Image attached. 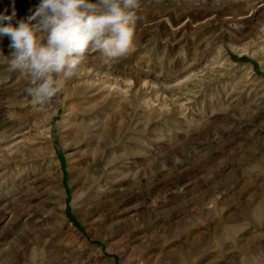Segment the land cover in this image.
Here are the masks:
<instances>
[{
  "label": "rangeland",
  "instance_id": "1",
  "mask_svg": "<svg viewBox=\"0 0 264 264\" xmlns=\"http://www.w3.org/2000/svg\"><path fill=\"white\" fill-rule=\"evenodd\" d=\"M136 16L129 54L87 53L43 106L0 39V264H264V0H142Z\"/></svg>",
  "mask_w": 264,
  "mask_h": 264
},
{
  "label": "clouds",
  "instance_id": "2",
  "mask_svg": "<svg viewBox=\"0 0 264 264\" xmlns=\"http://www.w3.org/2000/svg\"><path fill=\"white\" fill-rule=\"evenodd\" d=\"M141 6L142 0H41L16 23L15 9L0 13V39L10 41L9 68L27 77L28 94L46 105L77 74L87 53L109 60L129 54Z\"/></svg>",
  "mask_w": 264,
  "mask_h": 264
},
{
  "label": "bare ground",
  "instance_id": "3",
  "mask_svg": "<svg viewBox=\"0 0 264 264\" xmlns=\"http://www.w3.org/2000/svg\"><path fill=\"white\" fill-rule=\"evenodd\" d=\"M193 67V66H192ZM170 87V86H169ZM89 125L86 123L85 119L84 121L77 126V134L83 135L82 140H84L88 135ZM81 140V141H82ZM20 142H14L12 144V147L16 148V145H18ZM21 147V146H20ZM18 150V148L16 149ZM92 151V150H91ZM24 159L20 163V165H28L31 163L32 159L34 158L33 155L30 153H27V151L24 150ZM33 163V162H32ZM100 166V159L97 154V149H93L92 151V158H91V171L88 170L86 172L80 173V180L82 184V191L90 198L95 199L97 195L99 194V185H98V175L100 173L99 171ZM93 201V200H92ZM127 262V261H126ZM110 264H114L111 262Z\"/></svg>",
  "mask_w": 264,
  "mask_h": 264
}]
</instances>
